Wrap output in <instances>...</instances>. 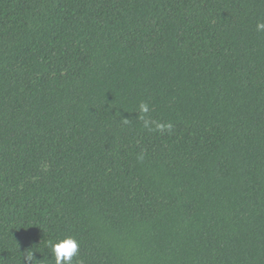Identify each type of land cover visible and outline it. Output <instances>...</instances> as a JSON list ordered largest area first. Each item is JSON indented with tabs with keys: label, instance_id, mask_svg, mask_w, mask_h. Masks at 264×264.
Segmentation results:
<instances>
[{
	"label": "trees",
	"instance_id": "1",
	"mask_svg": "<svg viewBox=\"0 0 264 264\" xmlns=\"http://www.w3.org/2000/svg\"><path fill=\"white\" fill-rule=\"evenodd\" d=\"M258 24L264 0H0V264L65 236L73 264H264Z\"/></svg>",
	"mask_w": 264,
	"mask_h": 264
},
{
	"label": "clouds",
	"instance_id": "2",
	"mask_svg": "<svg viewBox=\"0 0 264 264\" xmlns=\"http://www.w3.org/2000/svg\"><path fill=\"white\" fill-rule=\"evenodd\" d=\"M258 30H264V24L257 25ZM141 111L147 112V105H140ZM170 127V126H169ZM48 245L51 248L52 257L54 258V264H73L74 257L79 252V242L74 236H65L56 240H49ZM24 261L26 264H33L34 255L31 251L25 252ZM78 264H83L79 261Z\"/></svg>",
	"mask_w": 264,
	"mask_h": 264
}]
</instances>
